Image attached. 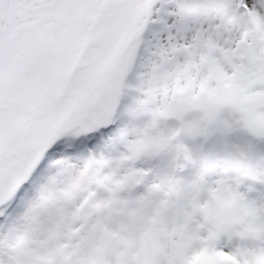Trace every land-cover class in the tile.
Returning a JSON list of instances; mask_svg holds the SVG:
<instances>
[{"label": "bare ground", "instance_id": "obj_1", "mask_svg": "<svg viewBox=\"0 0 264 264\" xmlns=\"http://www.w3.org/2000/svg\"><path fill=\"white\" fill-rule=\"evenodd\" d=\"M236 1L0 0V264H19L10 258L12 253L18 256L19 252L15 249L9 253L12 246L9 239L20 246L21 236L34 237L35 229L42 227L51 211L66 215L65 193L60 196L59 188L66 189L74 178L94 182L97 187L111 179L102 176L105 173L99 160L107 152L103 154L101 147L105 151L113 146L127 147L128 153H117L107 162L115 172L120 156H132L130 130L134 126L141 132L144 125L141 117L147 111H165L170 117L169 125L175 128L170 111L190 110L197 102L217 101L222 90L220 82L223 83L220 78L224 75L242 69L249 78H255L256 73L264 77V54L255 57L250 66L247 63L242 67L232 66L234 57L239 59L232 46L238 39L241 43L238 36L245 24L240 17L228 13ZM200 7L203 9L199 10ZM235 27L240 29L233 42L224 33L235 32ZM246 50L243 46L242 51ZM199 74H203L202 78L197 77ZM198 78L204 80L202 84ZM189 83L197 92L201 85H206L208 90L204 95L196 93L186 98L178 91ZM132 93L135 100L129 102ZM172 93L175 105L167 110L161 101ZM153 97L158 99V106ZM117 113L123 119L119 132L113 134L122 135L118 141L113 136L109 139L108 130ZM125 119L129 120L125 122ZM199 132L192 131L191 148L207 139ZM126 137L128 143L124 142ZM154 142L142 143L146 144L142 152L148 153L144 159L150 156ZM183 145L176 141L175 147L173 143L174 159L177 152L181 155L185 150ZM201 147L199 158L205 155L201 154L204 152ZM123 160L129 164L126 157ZM197 161L192 160L191 166L199 167ZM87 170L88 174L84 173ZM206 175L213 177L212 169ZM152 195L147 196L145 207L156 200ZM143 205L140 203V208ZM22 263L30 264L24 259Z\"/></svg>", "mask_w": 264, "mask_h": 264}, {"label": "rangeland", "instance_id": "obj_2", "mask_svg": "<svg viewBox=\"0 0 264 264\" xmlns=\"http://www.w3.org/2000/svg\"><path fill=\"white\" fill-rule=\"evenodd\" d=\"M262 5L264 0H237L228 11L245 23L244 30L238 36L241 37V43L238 39L237 44L232 46V52L239 55V59L234 57L232 66L242 67L243 63L244 66L246 63L250 66L255 57L264 54ZM231 22L236 23L232 19ZM240 27H235V32L227 31L225 36L235 42ZM242 45L247 47L245 53ZM246 73L241 69L230 76L221 77L222 90L217 94V101L206 104L197 102L191 109L188 107L190 110L181 108L179 112L170 111L175 128L169 125L170 117L165 111L151 109L143 114L142 133L134 126L130 130L133 135L132 156H120L115 172L109 169L107 162L122 151L128 153L127 147L113 146L111 150L105 151L102 146L101 152H107V155L100 157L99 164L102 167H98L105 173L102 176L107 175L111 179L104 182V185L99 184L98 188L94 182L87 183L74 178L65 187L67 190L59 188L60 196L65 193L63 201L67 204L66 215L51 211L52 216L48 215L46 222L40 220L42 227L35 229L34 237L31 234L21 236L20 246L9 239L8 242L12 244L9 253L15 249L19 252L18 256L12 253L11 260L19 264H24L23 259L30 264H264V77L256 73L255 78H249ZM202 75L197 77L202 78ZM198 80L201 84L204 81ZM209 80V76L205 77L206 82ZM192 86L186 84L178 93L188 98L196 93L204 95L208 90L206 85H201L197 92ZM134 100L133 94L129 102ZM153 100L158 106V99L153 97ZM175 100L173 93L168 95L163 99L164 102L161 101L162 106H165L163 108L171 110ZM118 113L108 128L109 139L114 137L116 141L122 137L121 134L113 136L119 132L123 123ZM128 120L125 119V122ZM192 131H200L198 134L207 139L196 142L191 148ZM154 140L150 156L144 159L148 153L142 152L146 146L142 143ZM176 141L181 146L184 144L189 154H184L186 151L183 150V155L177 152L174 159V149L171 147L173 143L177 147ZM124 142L128 143L129 138L126 137ZM163 142L165 145H162ZM201 146L204 147L201 153L205 154L203 158H199ZM125 157L129 161L128 165L123 160ZM192 160H198L196 163L199 167L196 164L191 166ZM211 169L213 177L206 175ZM84 173H81V178ZM149 195L156 200L151 206L145 207ZM203 200L206 202L203 203ZM140 203L144 204L141 208ZM62 217L68 219L64 221ZM29 231H32L31 227Z\"/></svg>", "mask_w": 264, "mask_h": 264}]
</instances>
